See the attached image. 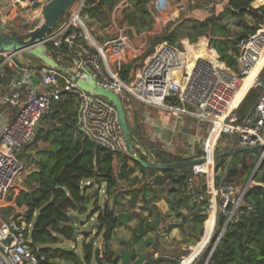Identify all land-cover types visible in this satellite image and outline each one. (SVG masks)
I'll return each instance as SVG.
<instances>
[{"label":"built area","instance_id":"1","mask_svg":"<svg viewBox=\"0 0 264 264\" xmlns=\"http://www.w3.org/2000/svg\"><path fill=\"white\" fill-rule=\"evenodd\" d=\"M12 1V5L17 4V16L19 13L23 19L32 20L42 14L43 7L50 0ZM154 1L157 0H151V4L154 5ZM103 2L78 0L68 11L69 15L43 40L46 47L53 45L57 49H67L60 53L73 62L70 67L64 66L66 73L54 70L43 62L25 66L17 59L23 55L22 52H0V69L9 67L14 72L5 101L17 109L15 118L6 126L0 138V210L9 206L15 208V204L12 206L8 203V197L25 168L19 154L34 141L40 123L52 112L54 103L68 95H73L77 100L78 126L92 142L115 154H130L115 105L103 95L81 89L74 77L88 80L92 74L99 85L118 95L127 111L134 110L136 104L164 108L194 118L197 122L208 123L214 129L220 123V134H224L234 147L264 145V91L246 115L238 113V106L231 109L237 95L238 80L246 79L262 57L263 26L256 34L240 41L236 72L220 61L219 55L216 60L222 65L199 59L189 71L183 64L181 55L184 52L164 41L155 47L153 54L145 58L141 67L133 69L132 78L131 70L129 79L125 80L122 77L123 65L142 56L143 45L138 46L133 42L128 32L133 29L128 24L122 27L116 24L117 14H114L112 25L117 28L114 37L100 42L92 36L88 29L91 16L86 9ZM122 4L130 5L127 0ZM5 5L0 7V22L10 24L17 32H27L21 31L15 20H7ZM24 13L27 15L23 16ZM82 67L87 71L82 70ZM178 70L183 71L181 78L175 74ZM261 71L251 88L264 87L260 79ZM34 77H39L41 84L48 89L46 92L31 88ZM151 136L152 140L161 137L157 132ZM167 144L171 146V142ZM260 151L264 157V150ZM211 153L213 168L204 170L201 165L207 162ZM211 153L207 143L203 156L205 162L191 166L186 194L198 202L203 200L204 194L197 193L196 187L198 176L205 175L210 207L216 206V198L223 194L225 200L221 210L229 214L230 219L241 205L249 185L243 187L237 200L227 193L233 186L217 188L214 147ZM228 203L234 206L230 213L225 210ZM33 226L34 223L27 221L22 212H17L9 219L0 215V264H40V261L45 260L41 247L32 242ZM185 260L186 256H183L177 264H185Z\"/></svg>","mask_w":264,"mask_h":264},{"label":"trees","instance_id":"2","mask_svg":"<svg viewBox=\"0 0 264 264\" xmlns=\"http://www.w3.org/2000/svg\"><path fill=\"white\" fill-rule=\"evenodd\" d=\"M120 1L104 0L100 5L89 6L86 12L92 19L103 26H107L111 22L109 11ZM150 1L129 0L132 8L131 10L129 9L130 11H126L120 20L121 24L126 23L134 27L139 33L144 30H150L153 26V16L147 6ZM206 2H212V0ZM68 15L67 12L65 16L67 17ZM65 16L61 21H63ZM225 16L228 19H238V24L240 25L238 32L233 33L228 29L227 24L224 23ZM262 26H264V0H228L225 9L219 14H210L205 19L188 18L177 24L169 34H165L166 36H162V38L173 45L178 37L177 33L181 29L191 36L193 42L197 41L200 36L209 33V47L217 50L219 60L224 62L227 67L237 70L240 41L256 34ZM158 39H161V37ZM201 44H205L206 53L204 57L198 58L209 59L216 64L215 60H213L214 49L206 47L205 38L200 39L196 45L189 44L187 51L188 48H194ZM48 47L56 59H58L60 53L67 50L65 47L57 49L53 45ZM201 50L202 47L198 46L188 55L186 52L187 56H185L193 58L197 54H202ZM144 56L142 54L138 58L141 59L143 57L144 60L149 55ZM198 58L187 68L189 71L192 70ZM136 68L137 65L135 67L133 62L124 64L122 77L128 80L131 70ZM4 71L7 75L5 80L9 82L13 72L9 68L4 69ZM260 79H264V72L261 73ZM251 87L252 85L245 89L236 106H238ZM263 88L258 86L250 89L243 104L238 107V113L241 116L246 115L250 111L263 92ZM173 102L176 103L175 101ZM77 116L78 103L73 95H68L54 103L52 112L45 118L50 122L48 128H39L32 142L37 144L40 140L47 141L50 142L51 146L44 150L39 158L34 159L36 167L26 178L27 190L14 188L23 196L22 201L18 204L20 206L26 205L27 207L24 218L34 223L31 234L32 242L41 247V254L45 257V260L40 261V264H62V261L78 264L77 259L80 256L75 248L73 251H68L67 247H61V245L65 240L73 241L75 231L79 232L76 226L81 224L82 221L79 217L84 214H87L88 220L96 214L97 218L93 227L96 230L95 235L92 236V231L84 232V236L88 240L84 241L82 245L84 253L83 260L81 259L82 264H92L93 260H95L96 264H118L121 255H115L111 249L115 231L122 224L131 221L133 217L141 219V216L136 211H133L122 222L113 208H110L107 204L104 207L99 204V194L87 193V189L95 184L105 183L106 191L111 195L118 181L114 164L122 156L121 178L128 179L136 171V167L142 172L143 176L157 173L154 183L162 190L168 185L170 213H173L176 218L182 219V228L186 224H193L190 235H196L197 239L195 242L200 241L205 229L204 237L193 249H199V245L209 236L211 228H215V235L212 241L214 248L209 252L206 259V261L208 260L207 264H264V161L253 173V183L247 189L241 205L232 217L229 219V214L221 211L217 218V223L214 224L213 220L210 217L208 218L207 213L210 206V195L207 193L205 175H200L203 177L204 186L197 183V193L204 194V199L198 202L194 197L187 195L185 190L187 179L192 173L191 166L160 171L148 169L134 161V165L130 169L131 165L126 160L131 157L127 154H115L92 142L80 130ZM133 134L143 142L145 141L144 135L140 136L135 130H133ZM31 144L27 145L26 148ZM257 151L259 150L239 152L232 155L226 153L216 154L215 169L216 171L219 169L225 171L224 186H237L246 179L245 177H248V173H246L248 156L256 157L255 153ZM154 153L155 156L161 154L163 156H171V158L160 160L162 163L189 159L180 155H169L167 151L161 148L154 149ZM141 156L142 159H146L145 155L142 154ZM202 166L209 167L210 161L207 160ZM249 173H252L250 168ZM200 176H198L197 180ZM222 179L221 175H216L217 188L220 187L219 184ZM87 180H91V183L83 186V182ZM143 191L144 203L151 204L158 200V197L153 194L156 191L155 189H144ZM136 196L137 194H135L134 199L131 198L132 207L136 206ZM88 204L91 205V208ZM233 208V204L228 203L225 210L230 213ZM182 209H186L188 213L184 214ZM13 211L14 208L10 206L2 208L4 219ZM144 221L142 218L140 226L142 236L146 234L143 226ZM100 235L103 236L104 240L103 251L95 248V243ZM218 237L220 238L218 239ZM136 258L137 255L132 250L131 259L136 260ZM178 262L179 260L171 261L162 256H149L144 264H177Z\"/></svg>","mask_w":264,"mask_h":264},{"label":"rangeland","instance_id":"3","mask_svg":"<svg viewBox=\"0 0 264 264\" xmlns=\"http://www.w3.org/2000/svg\"><path fill=\"white\" fill-rule=\"evenodd\" d=\"M3 1L6 4L5 6H7L5 9L6 15L9 18V19L7 18V20H9V21L15 20L16 26L21 31H27V32L33 31L42 23V21H43L42 14L40 16L32 19V20H28L25 18L23 19L21 17L22 16L21 14L18 13V16L16 15L17 14V12H16V5L17 4L12 5L13 4L12 0H3ZM206 1H209V0H195V1L194 0H182V2L179 4L175 0H160V2H159V0H157V1H154V5L148 3L149 5H147V6H148V8H149V10L153 16L152 28L154 27V24H155L159 28L158 29L159 31L155 35H149L148 34V31H150L152 28L150 30H144L140 33L136 31V36H134V34L131 31L130 36H131L133 42L137 45H140L142 42H146V47L143 49V53H142L143 55H145L144 57H146L147 54L148 55L153 54V52L155 51V47L158 44L165 41L162 38V36H166L165 34H169L177 26V24H179L180 22L185 21L188 18L205 19L208 15L213 14V13L219 14V10L225 9L224 0H212V2H206ZM157 4L159 6H157ZM218 4H219V6H218ZM118 6H119V11L121 12L120 13L121 14L120 20L122 19V17L126 13V11L129 9L131 10V8H132L131 5H123V4H121V2H119L116 4V6L111 11H109L110 19H112L111 18L112 13H114V14L117 13V11H118L117 7ZM104 9H105V6H104ZM25 15H27V13L23 14V16H25ZM30 15H32V14H30ZM238 22H239L238 19H228L227 16L224 17V23L227 24L228 29L233 33L238 32L240 30V25L238 24ZM119 24H121L120 21H119ZM262 28L264 29V26ZM177 34H178V37L176 38V42L173 45H175L178 49H180L184 52L182 54L183 56L186 55L187 46L189 44L196 45L199 42V40L202 38H205L206 45L208 48H210L208 45V42L210 40V34L209 33L200 36L197 39V41H195V42H193L191 40V36L186 31H183L182 29ZM160 37H161V39H158ZM210 49H214V48H210ZM21 56L22 57H20V56L17 57L18 62L21 64H26L25 66H32V65H36L38 63L37 60L34 58H26L23 55H21ZM57 60L61 64H63L64 66H68V65L73 64L71 59L67 56L59 55ZM144 60H145V58H144ZM144 60L142 57L141 59H139V58L134 59L131 62H133L135 67L137 65V68H139L143 65ZM233 71L236 72L237 70H233ZM262 72H264V65H263L261 73ZM262 81L264 82V79ZM250 89H249V91H250ZM249 91L244 96V98L241 100V102L238 104V107H240L243 104V101L245 100ZM263 91H264V88H263ZM147 109H148V134L156 132V131L155 132L153 131V129H155L154 126L150 125V123H149L150 119H151L150 117H152L155 114L159 115L160 116L159 118H161V117L164 118L163 120H165L164 122H166V123L171 121L169 124L175 126V128H174V130H171V129L169 130V129H167L166 126L162 125L164 127V131H163L161 137H157V139H155V140L151 139L152 134L148 135V138H145L144 142L135 136L140 143L148 146L149 149H156V148L160 149L161 148V149L167 151L169 153V155H180L184 158H190L192 156L202 157L206 154V144L208 143V145H209V142H208L209 138H210L209 136H210L211 132L214 131V128L208 123L197 122L194 118H191V117H186V119H184V121L179 120V122H177L178 120L175 121L176 119L170 114L171 111L166 110L164 108H158V107L149 106V105L148 106L147 105L139 106L136 104L135 110L133 111V113L131 112V114H129L130 111L126 110L128 123L132 129V132H133V130H135V132L137 134H139L140 136L144 135L145 129H144V124L141 123V120L144 119V113L147 112L146 111ZM187 118H190V120H187ZM135 121H136V125L134 126ZM43 122H41L39 127L45 123V122L44 123ZM162 122L163 121H161V124H163ZM157 132H159V131L157 130ZM168 142H171V146H169L167 144ZM37 147H38L37 144L32 143L28 148H25L19 154V158L22 160L25 168H24V171L22 172V174L20 175V177L17 179L16 186L20 185V186L27 188L26 178L29 175V173L36 167V163L33 159L34 155H29L28 150L33 152ZM233 148H235L234 145L227 139V137L224 134L219 133L218 136L216 137V141L214 144L215 156H216V154L226 153L229 149H233ZM141 150H142L141 148H137V153L142 158V156H141L142 154L140 152ZM210 152H211V150H210ZM120 155H122V154H120ZM255 155H256V157L251 156V155L248 156V160H247L248 169H246V173H248V177H245L246 179H244L237 186L233 185V189H229L227 192L230 194V197H233L235 200H237L240 197V195L242 194V190H243L244 186H246V185L251 186V184L253 183L252 182L253 173L256 171V169L264 161V160L261 161V151L260 150L257 151L255 153ZM128 156H129V154H128ZM156 157L157 158H155V159L158 162H160V160H163V159L171 158V156H168V155L163 156V154L157 155ZM228 160H231V159H228ZM126 161L131 165L130 169H132V166L134 165V160L132 158H128ZM114 166H115L116 174L118 176V179H117L118 181H117V186L112 190V195L118 196V198H122V199L123 198L126 199L125 195L129 196V198L126 199V202L127 203L129 202L131 204V200L134 199L135 194H137L136 206H138V207L142 206L144 203V191H143L144 189H147V190H150L151 188L155 189L156 191L153 194H155L157 197H158V194H160V193H161V196H163L165 198L168 196V185H167V187H164L165 189L162 190L160 187L156 186L157 184L154 183V180H155V177L157 176V173L152 174V175H147V176L142 175L141 177H139V176L134 177L133 174H135L136 172L137 173L140 172L139 169L136 167L135 168L136 171L131 176H129L128 179L121 178L120 177V171H121V168L123 166V156L119 157L116 160ZM201 167L204 170L207 168V167H203L202 165H201ZM249 168L251 169L252 173H249ZM224 172L225 171L223 169H219L218 171H216V175H221L223 178L222 182L219 184L220 187H218V188H221L222 187L221 185L224 184V181H225V178H224L225 173ZM202 179H203V177L200 176L197 183H200L201 186H204ZM90 181L91 180H87V181L83 182V186L87 185V183ZM14 188H17V187H14ZM14 188L12 189L11 194L8 197V203L12 204L11 201H14L16 203L17 208H15L16 211H13L8 216H6L7 217L6 219L13 217L14 215L17 214V212H22L23 214H25V212L27 211L26 205L20 206L18 204L20 201H22L23 196L20 192H18ZM141 188H143V189H141ZM98 190L106 191L107 190L106 184L105 183L100 184ZM92 192H94V191L90 190V193H92ZM224 200H225V196L223 194L219 195L216 198V204H215L216 206L215 207H216L217 217L219 216L220 212L222 211L221 206H222ZM151 204L154 206V202H152ZM211 210H212V208L209 206V209L207 210L208 218L210 216ZM183 212H184V214H187L186 213L187 211H183ZM0 215L3 217L2 209L0 210ZM79 218H80V220L84 221L87 218V214L81 215ZM178 221H179V224L182 223V219H179ZM206 221H205V223H206ZM205 223H204V226H205ZM192 226H193V224L184 225V227L181 228V233H180V236L182 239L177 240L176 238L171 237V233H170L171 230H170V227H168L167 225H162V227L149 226V224L145 225V227H146L145 231H147L146 233H148V252L146 253L147 259L149 256H153V257L162 256V257H165L166 259L171 260V261H178L183 256H191L194 253L193 251L195 249H198V248L193 249L194 246L198 245V243L202 240V238L205 235V229H204V233L200 237V241L195 242L197 239L195 237L196 235H194V236L190 235ZM76 227L78 228V230L80 232V235L77 238V240L76 241L65 240L64 243L61 245V247H74L77 254H79L80 258L83 260L84 253H83L82 245H83L84 241L88 240L84 236V231L91 229L92 236H94L96 230H94L92 228V225L78 224ZM93 230H94V232H93ZM134 235L136 236L137 233H135ZM214 235H215V228H214V230H213V228H211L209 236H207L206 240L204 241V242H206L207 245L203 248V250L195 258V261L192 264H204V263H206V259L209 255L210 250L214 248V244L212 243V241L214 239ZM101 240H103L102 235H100L98 237V240L95 243V248H98V246L100 245L99 242ZM204 242L199 245V248L203 246ZM103 247H104V245H102V247H101L102 251H103ZM125 248L126 247H124V249ZM112 251H113V249H112ZM113 252L117 253L115 255H118V252H115V251H113ZM136 255L139 256L137 251H136ZM147 259H146V261H147ZM61 263L62 264H71V263H66L64 261H62ZM92 264H96L95 260L92 261Z\"/></svg>","mask_w":264,"mask_h":264},{"label":"crops","instance_id":"4","mask_svg":"<svg viewBox=\"0 0 264 264\" xmlns=\"http://www.w3.org/2000/svg\"><path fill=\"white\" fill-rule=\"evenodd\" d=\"M123 1H125V0L120 1L121 4ZM127 1L129 3V0H127ZM150 2H149V4H151ZM176 2H178V4H179L182 1H180V2L176 1ZM227 2H228V0H224L225 5L227 4ZM4 4H5L4 1L0 0V7ZM218 6H219V4H218ZM117 10L118 11L115 14H117L119 17H117V19L115 20L114 19V13H112L111 22L107 26L101 25L98 21H96L92 18H91V20H89L90 23L88 22V29L91 32L92 36L96 40L101 42V41H104L108 38H112L116 35L117 28L112 26L114 20L119 27H122L123 25L126 24V23L119 24L121 12L119 11V8ZM221 10H219V12ZM130 27L133 30H129V33L132 31V33L134 35H136L135 28L132 26H130ZM106 29H108V31H106ZM158 29L159 28L154 24V27L150 31H148V34L149 35H155L159 31ZM262 43L264 46V33L262 34ZM142 45H143V49H144L146 47V42H142L138 46H142ZM198 46L202 47V50H201L202 54H197L193 58L191 56L186 57L192 50L196 49ZM198 46H196L194 48H188L187 55L185 56V58H183V61H186L184 64V66H186V69L190 66L191 63H193L195 61L196 58L205 56V53H206L205 44H201ZM206 47H207V45H206ZM20 57H22V56H20ZM213 60H214V57H213ZM1 62H2V56L0 55V64H1ZM37 62L38 63L36 65L41 64L40 61L37 60ZM72 65H68L65 67H70ZM6 68H9V67H5L3 69H0V138L3 134V131L6 128V126L15 118V115L17 112V109L14 106H12L9 102L5 101V96H7L10 92V90H9L10 78H11V76L14 75V72L9 68L13 73L9 78V82H7L5 80L7 75L4 71V69H6ZM180 78H181V76H180ZM31 88L33 90L38 91V92H46L48 90L46 87H44L41 84L39 77L33 78V83H32ZM137 105L141 106L144 104H137ZM134 110H135V108H134ZM134 110H131L129 112V114H131V112L133 113ZM146 111H147V112H145L146 114L144 113V119L141 120V123L144 124V129H145L144 136H145V138H148V135H150V134H155L157 132V130L159 131L157 133L159 135H162V133L164 131L163 126H166L167 129H169V130L170 129L174 130L175 126L169 124L171 121L166 123V122H164L165 120H163L164 118H162V117L159 118L160 116L155 114L152 116L153 118L150 117L151 119H150L149 123H150V125L154 126L155 129H153V131L154 132L156 131V132L148 134V109ZM170 114L176 119L175 121L178 120L177 122H179V120L184 121V119H186V117H188V116H183L181 114H175L174 112H170ZM77 118H78V116H77ZM187 120H190V118H187ZM43 121L42 122L44 124L41 125L39 128L40 129L41 128L46 129V127L48 128V126L50 124L49 120L44 119ZM161 121H163L162 122L163 124H161ZM77 123H78V119H77ZM135 125H136V121L134 122V126ZM37 145H38V147L33 152L28 150L29 155H34L33 159L39 158L41 156L42 152H44V150H47L51 146L50 142L42 141V140L38 141ZM140 152H141V154L145 155L146 158H148V157L151 158L150 160L156 158L155 153H154V149H149V152H150L149 156H147V154L145 153V151L143 149ZM195 157H197V156H192L190 158H195ZM142 175H143L142 172H138V173L136 172L135 174H133L134 177H136V176L141 177ZM87 185H89V184H87ZM98 188H99V185L95 184L93 187L87 189V193H90V190H93L94 191V192H92L93 194H99L98 195L99 204L102 207H104L105 204H107L110 208H113L122 222L125 220L126 216L131 214L133 211H136L138 214H140V216H141L140 218L141 219L143 218L145 220L143 223L144 228H146L145 225H148V224H149V226H159V227H162V225H167L168 227H170V230H171L170 233H171L172 238H176L177 240L182 239L180 236L182 226H181V224H179V221H178L179 219L176 218V216H174L173 213H170V207H169V202H168V198H170L169 194L166 197L167 199L165 197L161 196V193L158 194V200L156 202H154V206L152 204L143 203V205L140 207H138V206L132 207L129 202L128 203L126 202V199H128L129 196L125 195L126 199L118 198V196H114L112 194L109 195L107 193V191L98 190ZM93 201H94V199H93ZM11 202H12V206L15 204V208H17L16 203L14 201H11ZM89 207L91 208L90 204H89ZM15 208H14V211H16ZM182 211H187V210L182 209ZM186 213H188V211ZM96 218H97V214L94 215L90 220H88L86 218V220L81 221V222H84V225H92V228H93V226L95 225ZM141 219H139L138 217H133V219L131 221L122 224L115 231L113 240L111 242V246H112L111 248L113 249V251L118 252V255H121V259L119 260L118 264H122L123 255L126 253L127 250H130L131 253H132V250L135 253L137 251L139 256H137L136 260H138L141 255H143V254L146 255V253L148 252V233H146L144 236L141 235V231H140ZM94 230H93V232H94ZM84 232H91V229L86 230ZM134 232H137L136 236L134 235L135 234ZM99 244L100 245L96 249L101 250L102 245H104V241L101 240L99 242ZM124 247H126V248L124 249ZM196 250H194L193 252H195ZM115 254H117V253H115ZM136 260L131 259L132 262H135Z\"/></svg>","mask_w":264,"mask_h":264},{"label":"water","instance_id":"5","mask_svg":"<svg viewBox=\"0 0 264 264\" xmlns=\"http://www.w3.org/2000/svg\"><path fill=\"white\" fill-rule=\"evenodd\" d=\"M78 0H50L42 9L43 21L33 31L29 32H17L10 27V24L0 22V52H22L26 58H34L43 62L50 68L57 70L61 73H66L67 69L51 54L50 50L44 45L43 40L49 35L52 30L58 25L61 19L67 14L70 8ZM82 70L87 71L85 67ZM134 70H132L130 78H132ZM76 84L89 93H96L103 95L109 102L113 103L117 109L121 128L123 130L130 157L140 163L142 166L148 169L169 171L183 167L193 166L195 164H201L205 162V157L189 158L173 163H161L156 159L150 160V158L142 159L138 153L137 148H141L145 151L147 156L150 155L149 148L140 143L133 135L132 129L128 123L126 108L121 99L114 92L102 87L96 81L92 74L89 75L88 80H83L77 77L73 78ZM250 150H264V145L258 144L256 146H239L233 149H229L226 154L232 155L239 152H245ZM264 157L261 156V161ZM19 189H25L23 186H15ZM89 206V204H88ZM84 224V222H81ZM79 235L78 231H75L73 241L77 239ZM68 251H73L74 247H67ZM147 255L143 254L135 262L131 261V251L127 250L123 255L122 264H144L146 262ZM78 264H82V260L79 257L77 259ZM208 261V260H207ZM206 261V264H207Z\"/></svg>","mask_w":264,"mask_h":264},{"label":"bare ground","instance_id":"6","mask_svg":"<svg viewBox=\"0 0 264 264\" xmlns=\"http://www.w3.org/2000/svg\"><path fill=\"white\" fill-rule=\"evenodd\" d=\"M214 52H215L214 60H215L216 64L213 61L212 62L215 65H222V64H219V62L216 60V57H217L218 53H217V51L215 49H214ZM181 56H182V60H183L184 56L183 55H181ZM199 59H205V58H198L197 60H199ZM185 62L186 61H183V64H185ZM263 64H264V50H263V54H262L261 59L259 60V62L257 63V65L254 67V69L251 71V74L246 79H244V80H238V82H237V95H236V97L234 99V102L232 104L231 109L236 107L237 102L242 97L243 92L245 91V89L248 86L253 85L254 79L257 76V74L260 72ZM194 65H195V63H194ZM184 67L186 68V66H184ZM182 72H183L182 70H178V71H176L175 74H176V76L178 78H180V76L182 77ZM220 130H221V124L218 123L217 126L215 127L214 131L211 132V134L209 136L210 138H209V145L208 146H209V149L210 150H212V148L214 147V144H215V141H216V137L220 133ZM212 154L213 153H211L210 156H209V158L207 159V160L210 161V166L207 167L206 170H212V168H213V164H212L213 163V161H212ZM216 216H217V214H216V207L213 206L209 217L213 220L214 224L216 223ZM213 226H215V225H213ZM213 230H214V227H213ZM206 245H207L206 242H204L203 246L200 247L198 250H196L191 256H186L185 264H190L191 262H193L195 260V258L199 255V253L203 250V248Z\"/></svg>","mask_w":264,"mask_h":264}]
</instances>
